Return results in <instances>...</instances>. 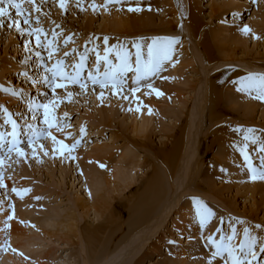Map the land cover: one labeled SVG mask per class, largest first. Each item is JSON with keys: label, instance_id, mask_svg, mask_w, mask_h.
Returning a JSON list of instances; mask_svg holds the SVG:
<instances>
[{"label": "rangeland", "instance_id": "obj_1", "mask_svg": "<svg viewBox=\"0 0 264 264\" xmlns=\"http://www.w3.org/2000/svg\"><path fill=\"white\" fill-rule=\"evenodd\" d=\"M90 3L84 0L85 11L70 3L67 12L53 0L44 4L42 13L47 15L40 26L49 36L40 48L34 36L7 27L10 19L0 27V86L19 93L0 91V133L11 132V125L4 123L2 109L7 108L20 125L24 152L0 151V264H182V259L184 264H222L219 257H211L214 249L206 237L218 241L234 226L237 244L244 227L264 239V228L254 227L264 226V180L251 179L239 150L246 142L252 165L260 168L259 142L244 141V135L252 128L264 141V101L254 98L255 91H241L240 82L249 74H264V0H130L96 12ZM21 6L32 8L27 0ZM129 7L143 10L129 12ZM116 12L126 15L118 19ZM10 13L16 17L15 9ZM126 17L130 27L124 30ZM243 25L250 27L249 35L240 31ZM53 29L59 51L55 45L48 48ZM67 36L74 43L65 46ZM105 36L109 47L126 45L133 62V42H178L162 70L148 78L151 87L141 81L132 93L137 87L134 73L126 74L123 94L128 99L113 95L109 86L101 103V89L90 82L89 94L71 98L55 87L65 83L59 77L51 79V86L33 83L45 75L49 51L53 57L98 45L103 55ZM142 51L146 59V47ZM109 59L119 62L115 52ZM94 60L89 52L85 79L90 68L95 74ZM67 88L80 91L71 83ZM40 103L49 104L51 136L62 144L54 145L48 137L29 145L28 123L48 128L44 109L35 108ZM76 140L80 143L71 154L61 151ZM128 182L134 184L126 188ZM102 195L107 202L98 211L91 205L100 203ZM196 201L214 213L204 227L196 216Z\"/></svg>", "mask_w": 264, "mask_h": 264}, {"label": "snow or ice", "instance_id": "obj_2", "mask_svg": "<svg viewBox=\"0 0 264 264\" xmlns=\"http://www.w3.org/2000/svg\"><path fill=\"white\" fill-rule=\"evenodd\" d=\"M29 4L32 5L30 10H25L22 8V3L24 0H0V27L5 26V20L10 19V23L6 26L9 28H15L17 32L27 33L29 37H35V46L37 48L43 47L45 41L48 39L49 33L45 31V29L40 26L42 24V16L47 15L46 13H42V6L49 2V0H27ZM75 4L76 8H79L81 11H85L84 8V0H53V3H58L59 8L67 12L69 9V4ZM130 0H104L102 5H97L95 0H91L90 7L94 12L98 11L100 7H103L106 11L109 9L110 5H122L124 3H129ZM253 3L256 0H252ZM139 3V0H137ZM10 9H15L16 17H11ZM140 7H129V12H139L142 11ZM151 10V9H149ZM35 14V15H34ZM21 20L25 27L21 26ZM33 20L35 21V25L33 26ZM57 28L61 27L60 25H56ZM240 31L244 35H249L251 33L250 27L247 25H243L240 27ZM57 33L55 29L52 30L51 36L52 40L48 41V48L53 49V45H55L56 51L60 50L59 42L57 40ZM42 36L44 39L42 40ZM255 39H260L259 36H254ZM166 39V44L162 43L159 38H153L151 43L142 44L140 42H133V47L136 49L135 51V60H132V54L128 51L126 45H113L111 47L108 46V38L105 36L103 38V55L99 51V46H94L92 49L87 47L84 48L82 52H79L76 48H73L71 52L65 51L63 56L65 58H69L73 62L68 64L67 67L71 69V71H65L64 66L66 65L65 59H59L56 61V64L52 68H45V75L41 80L33 81V83H47L51 86V79H55L59 77L61 81L65 83H56V88H63L68 93L69 98L75 94L79 95H87L89 94V82L95 86L98 85L101 91L98 94V99L103 103V97L105 96V92L103 91L105 88H109L112 91L113 95L120 93L123 99H128V95L123 94V88L126 83L125 76L127 73H134L133 83L137 85L130 89L132 93L138 90L139 83L141 81H145L148 87H151V83H148V78L156 75L159 71L162 70V67L165 61H169L172 55V45L177 43L175 39ZM64 45L67 46L69 43H74L71 36H67L63 41ZM146 47L147 49V58H144V53L142 48ZM28 48V45H25V49ZM89 52H91L95 56L94 60V71L89 70L86 79L82 76V73L86 69V63L89 59ZM115 52V57L119 61L118 63H113L112 60L109 59V53ZM37 56H40V53H36ZM49 58L52 57L53 51L48 52ZM101 62H103V72L101 73ZM134 63V67H133ZM48 72H51V78L47 75ZM27 77V73H25ZM67 83H71L74 85H78L80 91L75 92V90H69L67 88ZM241 91L249 90L255 91V99L264 101V74H249L245 80L241 82ZM0 91L9 92L11 95L16 96L19 93L16 89H9L3 86H0ZM91 92H95V88L91 89ZM157 95H162V93H157ZM35 108L37 111L39 109H44V121L45 124L48 125L47 129L41 130L38 129L34 124L28 123L27 129L31 133L29 139V145H34L36 141L41 140V138L51 137L54 145L62 144L61 141H57L55 136H51L50 129L52 128V123L49 119V104H36ZM132 109L129 108V111ZM139 110V109H137ZM6 119L4 123L11 125L10 133H0V149H6V154H10L13 151H16L19 155H24L23 150L19 147V128L20 125L12 118V115L8 112L7 108L2 109ZM149 114H151V110L149 109ZM67 116V113H65ZM32 120H36V116L33 115ZM57 127H60L57 124ZM239 131V129H236ZM81 135L85 133V129L82 127L80 129ZM255 129L249 128L245 130L244 141L251 140L252 144H257L259 142V160H260V168L257 169L251 163V157L248 154L247 148L248 145L245 143L243 147L239 150L244 157V161L248 167V170L252 173L251 179L256 180H264V141H261L259 137L254 136L253 133ZM7 136L11 137L10 141L4 143ZM79 140H76L70 147L68 145H63L61 151H68L71 154V151L74 150L78 144ZM36 154L35 148H33V155ZM47 155V151L44 152ZM3 164V157H0V165ZM104 167V165H100ZM3 185V176L0 175V187ZM13 192H18L16 188L12 189ZM30 191V190H24ZM197 204L196 207V216L198 217L199 225L204 227L206 221L210 217L214 215V213L207 208L200 201L195 202ZM243 223V222H241ZM256 229H262L264 226L255 225ZM238 233L234 226H231V234L224 236L221 235L219 240L213 238V236L206 237L207 243L214 249L211 252V257L213 259L219 257L222 261V264H264V239L257 235L252 234V230L249 227L243 228V239L239 240V243H235L234 240L237 237ZM211 264V260L208 262Z\"/></svg>", "mask_w": 264, "mask_h": 264}, {"label": "bare ground", "instance_id": "obj_3", "mask_svg": "<svg viewBox=\"0 0 264 264\" xmlns=\"http://www.w3.org/2000/svg\"><path fill=\"white\" fill-rule=\"evenodd\" d=\"M216 8H217V7H216ZM114 15H116V16L118 17V19H120V16H121V15H126V14H123V13L120 14L119 12H116ZM134 15H137V14L134 13ZM134 17H136V16H133V19H134ZM124 18H125V17H124ZM124 18H123V22H121V24H123L124 26H126V28H125L124 30H127V29L130 27V25H129V24H130V22H129L130 19H129L128 17H126L127 20H125ZM131 19H132V18H131ZM192 20L195 22V19H192ZM121 21H122V20H121ZM134 22H136V19H134ZM197 22H198V21H197ZM119 23H120V22H119ZM200 24H201V23H200ZM116 25H117V23H116ZM127 25H128L129 27H128ZM120 28H121V27H120ZM121 32H122V31H121ZM221 80H222V79H221ZM217 92L219 93L220 91L215 90V94H216ZM217 98H218V97H217ZM217 98L215 97L216 101L214 100V102L216 103V105H220L221 100H220L219 98H218V99H217ZM116 102H117V101H116ZM120 104H121V103H120ZM110 110H112V109H110ZM219 110H220V112H222V114H225V115L227 114L226 116H228V114L230 115V113H227V112L225 111V109H221V107H219ZM104 111H105V110H104ZM251 111H252V110H251ZM249 112H250V111H249ZM249 112H248V113H249ZM253 112H254V111H253ZM107 114H108V112H107ZM263 114H264V113H263ZM253 117H254V116H252L251 118H253ZM106 118H107L108 121H111V118H110L109 116H108V117L106 116ZM216 118H217V120H218L219 117L216 116ZM223 119H225V118H223ZM223 119L221 118L220 121L223 120ZM143 125H144V124H143ZM217 128H218V129L220 128L219 125H218ZM215 135H219V134H217V132H216ZM220 135H221V133H220ZM220 135H219V136H220ZM219 136H218V137H219ZM240 136H241V135H240ZM215 137H216V136H215ZM215 137H213V138H214V142H215ZM218 137H216V138H218ZM220 137L222 138L223 136H220ZM220 137H219V139H220ZM213 138H212V139H213ZM227 140H228V139H227ZM218 141L220 142V140H218ZM227 142H228V141H227ZM245 143H246V142H244V144H245ZM214 144H215V143H214ZM250 144H251V143H250ZM247 145H248V144H247ZM249 146H250V145H249ZM212 148H213V147H212ZM212 148H211V149H212ZM232 148H233V147H232ZM231 153H232V151H231ZM101 154H102V152H101ZM98 155H99V154H98ZM234 155H236V153H235ZM257 155H258V154H257ZM102 156H103V155H102ZM239 156H240V153H239ZM239 156H238V157H239ZM99 157H100V156H99ZM99 157H98V158H99ZM233 157L235 158L236 156H233ZM229 158H230V157H229ZM231 159H232V158H231ZM234 160L236 161V159H234ZM133 163H134V162H133ZM230 163H231V162H230ZM138 164H139V163H138ZM138 164H137V165H138ZM236 164H237V162H236ZM232 165H233V164H232ZM236 166H237V165H236ZM234 167H235V166H234ZM7 171H8V170H7ZM234 171H235V170H234ZM249 176H250V175H249ZM128 184H129V182H128ZM132 184H134V183L131 182V184L127 185L126 188H129ZM252 185H253V187H254V189H255V191H256V190L258 189V182L255 181ZM227 186H228V185H227ZM212 192H213V191H212ZM214 192H216V191H214ZM218 192L223 193L222 191H218ZM104 195H105V194H104ZM104 195L99 196L100 199L98 200V202H100V203H98V204L95 203V205H91L92 208H95V207H96V209L99 211L100 208H99L98 206H100V207L105 206V204H106V202H107V201H106L107 196H104ZM93 204H94V203H93ZM107 204H108V203H107ZM97 210H96V211H97ZM103 211H104V210H103ZM100 212H101V211H100ZM5 213H7V212H5ZM5 213H4V215H2V216H4L3 218H5V215H6ZM111 215H112V212H111ZM192 215H193V214H192ZM6 217H7V216H6ZM3 220H4V219H3ZM0 221H1V219H0ZM4 221H5V220H4ZM1 224H2V223H1ZM161 225H162V224H160V227H161ZM3 226L5 227L4 224H3ZM3 226H2V228H3ZM155 227H156V226H155ZM0 228H1V227H0ZM96 229H97V228H96ZM98 229H100V228H98ZM45 230H46V229H45ZM157 231H158V230H156L154 233L157 234ZM151 235H152V234H151ZM153 235H155V234H153ZM153 235H152V236H153ZM152 236H150V238H151ZM16 238H17V237H16ZM148 242H149V241H148ZM5 249H6V248H5ZM198 249H199V248H198ZM184 251H185V250H184ZM185 253H186V252H185ZM190 253H191V252H190ZM181 254H182V253H181ZM181 254H179V256H180ZM136 255H137V254H136ZM182 256H183V255H182ZM184 256H185V255H184ZM185 257H186V256H185ZM180 258H182V257H180ZM183 260H184V259H182V264H184L183 262H185V261H183ZM185 263H186V262H185Z\"/></svg>", "mask_w": 264, "mask_h": 264}]
</instances>
